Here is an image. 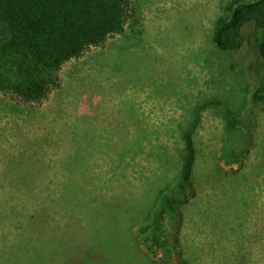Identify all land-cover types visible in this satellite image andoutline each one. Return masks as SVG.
Returning <instances> with one entry per match:
<instances>
[{"label":"rangeland","instance_id":"obj_1","mask_svg":"<svg viewBox=\"0 0 264 264\" xmlns=\"http://www.w3.org/2000/svg\"><path fill=\"white\" fill-rule=\"evenodd\" d=\"M233 2L132 0L137 23L65 62L47 98L0 92V205L28 207L0 214V246L45 205L27 233L45 241V264H254L264 103L253 96L264 90V63L249 34L230 52L209 40ZM194 110L193 190L171 217L154 201L180 168ZM231 148L234 160L224 157ZM22 174L18 186L34 196L25 201V186L11 199ZM164 237L176 245L166 255Z\"/></svg>","mask_w":264,"mask_h":264},{"label":"trees","instance_id":"obj_2","mask_svg":"<svg viewBox=\"0 0 264 264\" xmlns=\"http://www.w3.org/2000/svg\"><path fill=\"white\" fill-rule=\"evenodd\" d=\"M136 23L132 0H0V92L9 94L19 103L44 100L59 87L65 62L80 57L92 46L103 45L108 37L122 34ZM246 34L253 39L254 49L264 63V0H234L227 7V14L215 20L209 40L218 51L230 52L242 46ZM263 91L261 87L254 93L255 102L264 103ZM196 113L194 110L195 116L181 132L180 168L175 178L158 190L154 201L155 205L160 206L161 203L171 217L179 216L180 202L193 190L192 175L197 160L194 139L198 120ZM235 150H227L224 157L234 160L238 155ZM21 182L25 183L24 174L16 176L15 183H10L11 199L21 198L19 193L27 186H18ZM27 187L30 189L24 190L25 201L33 195L32 187ZM60 195H63L62 190ZM7 207L0 205V214L9 209L14 217H18L28 210L26 205L15 201ZM43 209H47L45 205H41L34 215L26 217V227L20 229L16 238L2 243L0 264L45 262L42 252L45 241L37 239L38 244H35L31 241L34 238L27 234ZM99 227L100 234L95 240L104 244L103 229ZM255 227L260 225L254 223ZM261 228L254 238V264H264V226ZM161 240L165 255L175 250L173 241L166 237ZM154 241L159 242V239Z\"/></svg>","mask_w":264,"mask_h":264}]
</instances>
